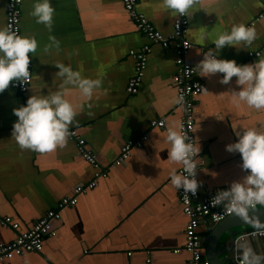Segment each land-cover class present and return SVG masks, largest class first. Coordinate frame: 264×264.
<instances>
[{"label":"crops","instance_id":"1","mask_svg":"<svg viewBox=\"0 0 264 264\" xmlns=\"http://www.w3.org/2000/svg\"><path fill=\"white\" fill-rule=\"evenodd\" d=\"M34 2L22 3V36H34L38 44L36 52L29 54L33 79L27 96L59 89L57 62L70 65L84 77L100 79L101 86L91 99L74 86H66L64 92L76 113L69 128L78 131L101 168L109 167V172L94 189L79 194L75 206L62 210V217L53 223L55 235L44 238L41 251L0 264H190L185 248L188 217L169 175L172 168L179 171L180 165L167 159L170 146L164 139L167 126L183 117L180 103H175L173 44L152 45L139 91L132 94L127 86L136 60L130 51L150 41L138 30L123 0H50L55 9L51 30L30 15ZM7 3L0 0V26L6 25ZM137 9L165 36L173 33L177 13L164 8L163 0H138ZM187 13V37L192 43L187 60L193 65L205 51L214 49L218 33L238 23L254 27L256 39L250 45H226L218 58L239 65L264 59V49L260 57L249 56L264 46V15L256 20L264 13V0H196ZM201 32L207 33L204 39H200ZM50 37H55L58 46ZM222 75L204 77L197 71L207 90L194 100L200 197L227 189L246 174L240 168V155L227 152L225 145L236 141L235 131L242 126H264V109L250 108L244 102L233 104L230 91L240 86L235 84L236 77L221 84ZM25 103V96L12 82L0 93V216H11L19 224L18 229L0 224V244L32 229L96 172L69 136L63 147L52 152L21 149L11 138L17 119L13 109ZM161 119L164 127L151 125ZM144 135L148 140L134 147L125 163L110 167L124 143ZM218 226L207 223L198 229L206 258ZM221 227L219 257L223 264H238L233 242L253 228L239 219ZM246 239L256 252L264 253V238Z\"/></svg>","mask_w":264,"mask_h":264},{"label":"clouds","instance_id":"2","mask_svg":"<svg viewBox=\"0 0 264 264\" xmlns=\"http://www.w3.org/2000/svg\"><path fill=\"white\" fill-rule=\"evenodd\" d=\"M196 0H163V7L179 15H185ZM55 9L50 0H35L30 15L38 24L51 30ZM201 32L200 39L206 37ZM257 37L254 27L244 23L233 24L229 31L220 32L214 39V49L209 48L195 69L201 76L208 77L223 74L219 82L228 84L236 77L238 90H231L232 103L241 102L250 108L264 109V59L251 64L239 65L235 60L218 58L219 50L226 45L243 43L250 45ZM58 46L55 37L49 38ZM34 36L20 35L11 25L0 26V93L9 87L10 82L25 84L30 79V53L37 50ZM55 73L61 84L57 91L29 96L24 105L13 109L17 117L12 126L11 138L21 149L39 153L52 152L63 147L69 134V125L76 115L73 105L65 98L64 88L74 86L82 96L91 99L101 86L100 79L84 77L70 65L57 62ZM207 91L206 89H203ZM177 97L175 103H180ZM236 141L225 145L229 153H238L240 168L246 174L232 181L226 190L217 191L210 200L211 206L224 205L225 210L238 217L243 223L250 224L260 235H264V220L254 214L257 205L264 206V126L240 127L235 131ZM167 159L179 164L182 170H170V182L176 189H182L188 195H195L202 182L197 179L200 147L193 143L185 131V124L174 121L166 128ZM238 264H264V253L256 252L243 236L234 242Z\"/></svg>","mask_w":264,"mask_h":264},{"label":"built area","instance_id":"3","mask_svg":"<svg viewBox=\"0 0 264 264\" xmlns=\"http://www.w3.org/2000/svg\"><path fill=\"white\" fill-rule=\"evenodd\" d=\"M138 0H123L124 6L129 12L130 17L134 20L138 30L143 33L150 43L143 45L140 49H133L130 51L131 55L136 60L135 73L128 81V92L135 94L139 91L141 82L144 77L146 67L148 65V57L152 51L153 44H161L163 47H168L173 44L176 54L177 71L173 76V80L177 87L178 97H182L180 101L181 108L183 109V117L181 122L185 124V131L188 133L190 139L196 144L195 136V118H194V100L204 90L203 83L198 79L197 70L195 65L188 62L187 56L192 47V43L188 39L189 32V19L188 13L185 15L177 14L173 33L165 36L159 31L148 18L140 13L137 9ZM22 3L23 0H8L6 9V25H11L14 30H17L20 35L21 20H22ZM264 13L260 14L256 20L262 18ZM254 24V23H253ZM252 24V25H253ZM256 49L249 52L250 57H260L262 50ZM30 56V55H29ZM30 79L25 84L19 81L12 82V86L17 89L27 100L30 85L33 79V63L30 58L29 63ZM153 127H164L165 120H154L151 122ZM68 136L70 139L76 141L79 150L81 151L84 159L91 163L96 172L94 178L86 184H81L75 187V195L71 197H63L58 204L57 209L49 210L43 217L38 219L33 228L17 234L15 239L8 243L0 244V262L8 259H13L16 256H21L24 253L41 251L43 248L44 238L47 236H54L55 230L53 223L62 217V210L69 206H75L78 202V195L85 193L90 189H94L102 179L108 177L109 167L101 168L96 159V154L88 147L86 140L80 136L78 131L74 128H69ZM148 135H144L138 140H129L123 144L119 157L110 165V167L122 165L130 157L134 147H140L148 140ZM198 167L200 165L199 156L196 157ZM182 170L180 165L179 171ZM198 179V169H197ZM199 181V180H198ZM226 190V189H221ZM220 191V190H217ZM217 191L208 194L205 197H200L199 188L195 195L188 193L186 195L182 189L179 190V198L183 205V211L188 217V222L185 229L186 244L185 248L190 253V264H211L210 260L206 258L201 250V236L199 235V227L207 223H219L227 217L233 215L225 210L224 205L211 206L210 200L215 196ZM264 207L257 205L256 208ZM0 224L11 226L14 229L19 228V224L13 220L11 216H0ZM243 237H260L255 229L244 232ZM179 251V250H177ZM238 261V260H237Z\"/></svg>","mask_w":264,"mask_h":264},{"label":"water","instance_id":"4","mask_svg":"<svg viewBox=\"0 0 264 264\" xmlns=\"http://www.w3.org/2000/svg\"><path fill=\"white\" fill-rule=\"evenodd\" d=\"M254 214L256 216H258L260 219L264 220V207L255 208ZM237 219H239V218L233 214V215H231V216L227 217L226 219L219 222V226L215 229V232L213 233V236L211 237V240H210L209 245H208V258H209L211 264H223V262L221 261V259L219 257L218 249H217L218 240H219L220 234L222 232L221 226H224L225 224L231 223L232 221H235ZM241 223H243V222L241 221ZM243 224L244 225H250V224H246V223H243Z\"/></svg>","mask_w":264,"mask_h":264}]
</instances>
